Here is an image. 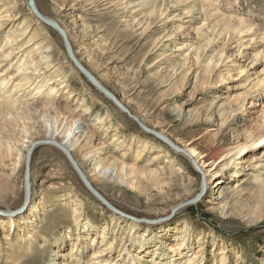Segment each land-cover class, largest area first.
I'll use <instances>...</instances> for the list:
<instances>
[{
    "label": "rangeland",
    "instance_id": "obj_1",
    "mask_svg": "<svg viewBox=\"0 0 264 264\" xmlns=\"http://www.w3.org/2000/svg\"><path fill=\"white\" fill-rule=\"evenodd\" d=\"M25 2L0 0V16L16 18L12 27L7 17L0 25V264H124L119 255L128 251L136 264H264V149L247 154L242 166L235 157L222 172L219 194L213 189L219 176L208 177V183L205 178L204 196L171 213L200 192V174L80 76L61 38L37 22ZM35 3L43 15L67 26L81 64L130 115L176 146L190 144L203 156L201 162H215L258 131L264 117V42L253 28L264 34V0ZM230 18L233 28L243 20L249 24L243 31L251 33L237 42L242 31L224 30ZM9 38L16 44L4 48ZM82 47L93 57L82 55ZM29 62L38 65L31 68L37 73L27 71L34 65ZM22 72L31 73V84L22 83ZM41 87L42 95L32 98ZM257 87L262 98L250 105ZM243 102V115L232 116ZM67 112L94 134L89 151L102 150L99 159L108 163L101 166L116 161L137 170L123 175L125 184L106 179L92 184L139 223L114 213L125 220L115 227L113 212L88 193L64 154L43 145L31 157L27 207L17 216L6 215L24 200L19 153H25L27 141L42 140L47 122ZM96 114L103 123L93 122ZM87 153L69 152L93 179L97 173L84 158ZM141 167L154 178L142 176ZM7 218L15 224L5 226ZM168 245L173 250H165Z\"/></svg>",
    "mask_w": 264,
    "mask_h": 264
},
{
    "label": "bare ground",
    "instance_id": "obj_2",
    "mask_svg": "<svg viewBox=\"0 0 264 264\" xmlns=\"http://www.w3.org/2000/svg\"><path fill=\"white\" fill-rule=\"evenodd\" d=\"M26 2V5H27V0H25ZM170 2H177V0H169ZM209 1H212L214 3H217L218 0H209ZM33 3H34V6L37 10V12L42 15L44 18H47L49 20H51L52 22L55 23V25L65 34L68 42H69V45L71 47V50H72V54L75 58V60L77 61V63L82 66L84 69L85 67L81 64V56L79 55V52L78 50H75L70 42V37L68 36V32L67 31V26L62 28V26H60L59 22L55 19H52L50 17H47L45 15H43L40 10L38 9L36 3H35V0H33ZM28 7V6H27ZM13 10L15 8H12ZM29 10V9H28ZM5 13H7L8 11H4ZM29 13L30 15H32V13L30 12L29 10ZM162 12L161 10H159L158 12V17L160 18ZM33 16V15H32ZM4 17H7V27L11 25H13V23L15 22V19L13 16H11L10 14H6L4 15L3 17L0 16V25L3 24V21H4ZM34 17V16H33ZM36 19V18H35ZM233 18H230V20L224 22L225 24V28L224 30L225 31H231L232 29H234V31L237 33V32H241L237 38V42L242 40L243 38H241V35L243 34H250L252 30H247V31H243L247 28V26L249 25L248 23H246L245 21L243 20H237V27L236 28H233L234 26V21H232ZM37 20V19H36ZM37 22L41 23L39 20H37ZM42 24V23H41ZM5 25H2L1 27H3ZM12 27V26H10ZM49 28V27H48ZM51 29V28H50ZM54 31L57 35L58 33L55 31V30H52ZM253 33H254V37H257L259 38L261 41L264 42V34H262L260 32L259 29H257V27H254L253 28ZM59 36V35H58ZM60 37V36H59ZM61 38V37H60ZM28 42V41H27ZM31 42V41H30ZM29 43V42H28ZM63 43V42H62ZM16 44V41H14V38H9L7 41H6V45L4 46V48H8L10 45H15ZM30 45L28 44L27 47H25V49H27ZM64 47V46H63ZM81 50H83L82 52V55H85L88 59L92 58L93 55L89 52V50H87L86 47H82ZM65 51V50H64ZM1 52V51H0ZM66 54V52H65ZM9 56V55H8ZM7 56V57H8ZM67 56V54H66ZM42 58H45V57H42ZM68 58V56H67ZM68 60L70 61V59L68 58ZM38 63L37 64H41L43 63L42 60L40 61H37ZM30 64H28L29 66H31L32 62H29ZM70 63L72 64V66L75 68V66L73 65V63L70 61ZM37 64H34L32 65L31 67L27 68V71L31 70V68H34V67H38ZM47 66V65H46ZM76 69V68H75ZM77 70V69H76ZM21 71V69L19 70ZM32 72H35L36 70H31ZM77 72L80 74V72L77 70ZM23 73V72H22ZM37 73V72H35ZM28 74H31V73H23L22 75L25 76H21L22 79V83L25 84V85H28V84H31L32 80L29 79L27 77ZM44 73H38L36 74L37 76H40V75H43ZM92 75V74H91ZM80 76H82L80 74ZM93 76V75H92ZM83 77V76H82ZM94 77V76H93ZM84 78V77H83ZM95 78V77H94ZM96 79V78H95ZM99 83V82H98ZM51 82H48V85L51 86ZM100 84V83H99ZM101 85V84H100ZM47 86V85H46ZM44 87V90H45V86ZM39 88V89H36L34 90V94H33V97L32 98H35L37 96H40L42 95V88ZM50 91H52L54 88L51 86L49 87ZM260 90L262 91V88H255L254 89V93H252V95H249L251 97V101H250V105H253V102L252 101H255V99L258 97L260 99V97L262 98V96H260ZM53 92V91H52ZM98 92V91H97ZM99 93V92H98ZM100 94V93H99ZM250 94V93H249ZM255 94V95H253ZM101 95V94H100ZM113 95V94H112ZM114 96V95H113ZM103 97V96H102ZM115 97V96H114ZM116 98V97H115ZM257 98V100H259ZM117 99V98H116ZM245 99V98H244ZM33 100V99H32ZM35 101V100H34ZM245 101V100H243ZM120 102V101H119ZM25 104V103H24ZM112 104V103H111ZM113 105V104H112ZM122 105V104H121ZM27 104L25 105V108H27ZM47 105H43V108H46ZM114 106V105H113ZM123 106V105H122ZM244 106V102L242 103V105L237 109L238 111H235V113L232 115L234 117H236L235 115L236 114H241L243 115V110H242V107ZM115 107V106H114ZM117 110H119L117 107H115ZM121 111V110H119ZM123 112V111H121ZM125 113V112H123ZM126 114V113H125ZM131 120H133L136 124L137 122L133 119L135 118L137 121H139L141 124L144 125L143 123V120L141 119H138L137 117H135L134 115H130L129 113L126 114ZM262 115V114H261ZM233 117V118H234ZM232 118V119H233ZM264 117L261 116V119L258 121V131L256 133H254L253 135H251V137H249L248 140H238L235 142V144L227 149L226 151H224L223 153H221L220 157L218 158V160H216L215 162H212L211 164H208V163H205V162H201V160L203 159V156L199 155V153L196 152V150L194 148H192V146L190 144H184V145H181V146H177L181 149V153H176L174 152L173 150H171L167 145H165L167 148H169L172 152L176 153V154H183L187 160H189V162L191 163V161H193L195 164H197L200 172H201V176L203 177V181L204 183H206V179L207 178V183H208V177H211V176H219V178L216 180V184H215V187L213 189H215L216 191H214V193L217 195L220 193V186L223 184L222 182V178L224 176V174L222 173L223 170H226L229 168V166L232 165V163L234 162V158L235 157H239L238 159V162L236 163V165H245L246 164V156L247 154L249 153H252V152H255L256 150L259 151V150H263L264 149ZM235 119V118H234ZM142 121V122H141ZM93 122L95 124L97 123H103L104 122V118L98 114H96L93 118ZM226 124V123H225ZM224 124V125H225ZM138 125V124H137ZM145 126V125H144ZM222 126V125H221ZM44 135H43V138H41L42 140L41 141H49L51 143H56L58 145H60L62 148H64L67 153L69 152H72V151H81V150H84L87 153V155L84 156V158L89 161L90 163V167L93 168V172L97 173V177L95 178H91L89 179V176L86 177V175L84 174V172L82 171V169L77 165L76 161V165L77 167L79 168V170L81 171V173L83 174V176L85 177L86 181L88 182V184L90 185V187L98 194L102 197V195L98 192V190L93 186L92 184V180H99L101 181V179H106V183H110V182H113V183H116V184H125L127 183V180L124 178L123 175L125 174H132L133 171H137L136 169L132 168V167H129L127 165H125V163H118L116 161L114 162H111L109 163V165L107 167L104 168V166H101V165H105L108 163L107 160L105 159H99V156L100 154L102 153V150H94L93 152H90L89 151V146L91 145L92 143V140L94 138V134L92 132H89L88 131V128L86 127V125L84 124V122L81 120V119H77V118H73L72 116V113L70 112H67V114H64L62 116H59L57 117L53 122H47L44 126ZM220 130V129H219ZM143 131V130H142ZM144 132V131H143ZM108 133V128L106 129V134ZM160 135L162 136H165L163 134V132H158ZM29 137V134L28 132L25 130L24 131V134H23V138H28ZM54 137H58L60 139V141H57L55 140ZM168 139V138H167ZM29 140V139H28ZM51 140V141H50ZM41 141H37V142H41ZM28 142V145H26L24 148H25V153H22L20 154L19 153V158L18 160L20 161L18 164L23 167H25V155H26V152L27 150L30 148L31 144L30 142L31 141H27ZM172 142V141H171ZM34 143V142H33ZM173 143V142H172ZM37 147H40V146H37ZM36 148V147H35ZM34 148V150H35ZM56 148V147H55ZM142 148L141 150L143 151V149H145L144 147H140ZM57 149V148H56ZM152 149V148H151ZM59 150V149H58ZM69 151V152H68ZM33 154V153H32ZM70 155V154H69ZM65 156V155H64ZM71 156V155H70ZM155 157L152 159V161H156L158 156L154 155ZM32 157V155H31ZM72 157V156H71ZM124 157V155H123ZM66 158V157H65ZM140 159H141V156H140ZM240 160V161H239ZM30 163H31V158H30ZM19 166V167H20ZM101 166V167H99ZM99 169H101L100 171H98ZM103 170V172H101ZM145 168L141 167L140 168V173L142 174V176H151V178H154V174L151 173V175H147L145 173ZM98 171V172H97ZM77 175V174H76ZM23 176H24V169H23ZM237 176V173H234L233 177H236ZM78 177V176H77ZM146 180V177H144L143 179H140V185L142 183V181H145ZM81 182V181H80ZM24 187V186H23ZM29 191H30V165H29ZM89 193V192H88ZM24 197H25V190H24ZM29 197H30V193H29ZM103 198V197H102ZM30 199V198H29ZM104 199V198H103ZM106 201V200H105ZM107 202V201H106ZM110 204V203H109ZM111 205V204H110ZM112 206V205H111ZM113 207V206H112ZM177 207V206H176ZM175 207V208H176ZM21 208V207H20ZM18 208V209H20ZM114 208V207H113ZM175 208H172V212L171 213H174L175 211H173ZM18 209L14 210V211H17ZM32 208H30L29 210H31ZM117 210V209H116ZM170 210V211H171ZM13 211V212H14ZM24 211V210H23ZM112 212V211H111ZM10 213H12L11 211L10 212H7L6 215H9ZM22 213V212H21ZM21 213H18V214H15V216L21 214ZM115 212L111 213V218L112 220H114V224H115V227L119 224H123L125 222V220L123 219V217L119 216V215H116L114 214ZM10 216V215H9ZM126 218V217H125ZM5 222V226H9V225H14L15 224V221L12 220L11 218H7L6 220H4ZM132 223H139L138 220L135 221V220H131ZM162 224V223H161ZM134 226L135 224H130V229H134ZM137 227H140V225H138ZM136 234V232H135ZM149 236H145V238H148ZM167 249L165 250H173V247H170V245H168L166 247ZM71 253H75L76 252L74 251V249H71ZM95 254V253H94ZM97 256V255H95ZM119 260H123V263L124 264H136V263H132V261H134L133 258H131V254L130 252H125L123 255H122V252H120V255H119ZM78 261V260H77ZM130 261V262H129ZM77 263V262H76ZM106 264H109L106 262ZM188 264H191L190 262Z\"/></svg>",
    "mask_w": 264,
    "mask_h": 264
},
{
    "label": "water",
    "instance_id": "obj_3",
    "mask_svg": "<svg viewBox=\"0 0 264 264\" xmlns=\"http://www.w3.org/2000/svg\"><path fill=\"white\" fill-rule=\"evenodd\" d=\"M27 6L28 9L30 10V12L32 13V15L39 20L42 24H44L45 26L51 28L52 30H55L58 35L61 37V40L63 42V46H64V50L68 56V58L70 59V61L73 63V65L75 66V68L80 72V74L84 77V79L96 90L98 91L104 98H106L107 100H109L115 107H117L119 110L125 112L126 114H128V111L124 108V106L121 105V103L108 91L106 90L102 85H100L98 83V81L86 70L84 69L82 66H80L77 61L75 60L73 54H72V50L71 47L69 45V42L65 36V34L55 25L54 22H52L51 20L44 18L42 15H40L33 3V0H27ZM138 126L140 127L141 130H143L145 133L150 134L153 138L161 141L163 144L167 145L171 150H173L176 153H181V149L179 147H177L174 143H172L169 139H167L166 137L160 135L159 133H157L156 131L144 126L143 124H141L139 121H137L135 118H133ZM54 146L57 149H59L66 157V160L68 161V163L70 164L71 168L74 170V172L77 174L79 180L81 181V183L83 184V186L85 187V189L97 200L99 201L104 207H106L108 210L115 212L117 214H120L121 216H124L126 218L132 219L130 217H128L127 215L122 214L120 211L116 210L115 208H113L108 202L105 201V199H103L100 195H98L88 184V182L86 181L85 177L83 176V174L81 173V171L79 170V168L77 167L75 161L73 160V158L69 155V153H67V151L62 148L60 145L56 144V143H51L49 141H41V142H34L31 144L30 148L27 150L26 155H25V167H24V176H23V186H24V190H25V197L23 200V204L21 206L20 209H18L17 211H14L12 213H10V216H15V214L21 213L23 212V210L27 207L28 203H29V165H30V158L31 155L34 151V148L37 146ZM191 165L192 167L200 174L201 176V172L199 170V168L197 167V165L191 161ZM206 191V183H204L203 181V177L201 176V190L200 192L194 196L193 198L187 200L185 203H182L180 205H178L173 211L179 210L185 206H189L192 205L194 203H196L197 201H199L205 194ZM133 220V219H132Z\"/></svg>",
    "mask_w": 264,
    "mask_h": 264
}]
</instances>
